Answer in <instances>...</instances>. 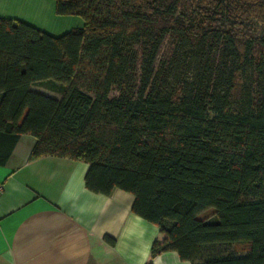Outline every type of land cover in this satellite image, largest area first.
Wrapping results in <instances>:
<instances>
[{
	"label": "trees",
	"instance_id": "trees-1",
	"mask_svg": "<svg viewBox=\"0 0 264 264\" xmlns=\"http://www.w3.org/2000/svg\"><path fill=\"white\" fill-rule=\"evenodd\" d=\"M54 1L84 27L0 17V164L23 135L88 164L158 228L145 264H264V0Z\"/></svg>",
	"mask_w": 264,
	"mask_h": 264
},
{
	"label": "crops",
	"instance_id": "crops-1",
	"mask_svg": "<svg viewBox=\"0 0 264 264\" xmlns=\"http://www.w3.org/2000/svg\"><path fill=\"white\" fill-rule=\"evenodd\" d=\"M12 1L23 5L22 16H5L10 10L2 6L1 18L25 17L47 31L46 14H56L52 3H6ZM34 145V137L21 136L0 164V264H145L158 228L133 213L135 198L121 190L110 196L90 192L88 164L51 156L31 160ZM4 151L2 143L0 159ZM153 264L191 263L171 251Z\"/></svg>",
	"mask_w": 264,
	"mask_h": 264
},
{
	"label": "rangeland",
	"instance_id": "rangeland-1",
	"mask_svg": "<svg viewBox=\"0 0 264 264\" xmlns=\"http://www.w3.org/2000/svg\"><path fill=\"white\" fill-rule=\"evenodd\" d=\"M28 1H30V3H32V1H33L34 3H37V5H39L38 0H28ZM44 1H49V3H52L55 7V1L54 0H44ZM45 3H48V2H45ZM1 4H2V0H0V9L2 6H6L5 8H8L10 10V11H4V13H2L8 17L22 16L21 14H23L22 12H24V10H25L22 4H20V5L15 4L14 5L13 1L11 2L10 6L6 3V0H5V2H3L2 5ZM26 6H28V5L26 4ZM43 7L45 9H47L46 4H44ZM44 8H42V9H44ZM6 12H11V13L9 15V13H6ZM53 15H54L53 18H50L46 14L47 23L50 25L48 27V29H46L47 30L46 32L50 35L61 36L62 34L68 33L74 29H79V28L81 29L84 27V21L80 16H77V15L57 16L56 14H53ZM18 18H20L19 20H21V21L23 20L24 22L36 27V25H33L34 24V23H32L33 21L30 23L29 19H26L25 17H23V18L18 17ZM37 28L41 29L43 27H41V28L37 27ZM32 90L36 91V92H43L46 94H50V95L55 96L57 98L60 97L59 94L53 93L52 91L47 90L45 87H43L41 85L32 86ZM112 96H116V93L114 92L112 94ZM210 216H211V212H207L202 217L203 218H210ZM233 250L238 252V254H240V255L247 252V250L245 248H243L242 246L233 247Z\"/></svg>",
	"mask_w": 264,
	"mask_h": 264
},
{
	"label": "built area",
	"instance_id": "built-area-1",
	"mask_svg": "<svg viewBox=\"0 0 264 264\" xmlns=\"http://www.w3.org/2000/svg\"><path fill=\"white\" fill-rule=\"evenodd\" d=\"M2 190H3V188H2V186L0 185V194L2 193Z\"/></svg>",
	"mask_w": 264,
	"mask_h": 264
}]
</instances>
